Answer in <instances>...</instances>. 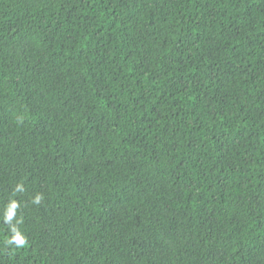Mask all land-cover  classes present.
Listing matches in <instances>:
<instances>
[{
  "label": "trees",
  "instance_id": "16d2710c",
  "mask_svg": "<svg viewBox=\"0 0 264 264\" xmlns=\"http://www.w3.org/2000/svg\"><path fill=\"white\" fill-rule=\"evenodd\" d=\"M0 264H264V0H0Z\"/></svg>",
  "mask_w": 264,
  "mask_h": 264
},
{
  "label": "clouds",
  "instance_id": "9594fccd",
  "mask_svg": "<svg viewBox=\"0 0 264 264\" xmlns=\"http://www.w3.org/2000/svg\"><path fill=\"white\" fill-rule=\"evenodd\" d=\"M17 192H23L24 191V186L22 184H19L16 186L15 189ZM43 200V196L40 194L35 195V197L32 199V203L35 205H39L41 201ZM19 207V204L15 200H11L10 204L7 207V212H6V220L10 221L14 215V210ZM22 223V219L20 221ZM12 231L15 233V235L11 239H7L6 243L8 245H13V241H15V246L17 248H23L27 244V239L22 236L21 232L13 228Z\"/></svg>",
  "mask_w": 264,
  "mask_h": 264
}]
</instances>
